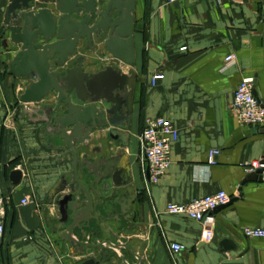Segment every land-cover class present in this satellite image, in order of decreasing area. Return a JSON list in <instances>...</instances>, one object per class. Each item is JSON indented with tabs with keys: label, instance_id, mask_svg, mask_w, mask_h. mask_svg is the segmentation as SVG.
<instances>
[{
	"label": "crops",
	"instance_id": "crops-1",
	"mask_svg": "<svg viewBox=\"0 0 264 264\" xmlns=\"http://www.w3.org/2000/svg\"><path fill=\"white\" fill-rule=\"evenodd\" d=\"M3 30L0 196L6 195L9 201L6 231L0 238V264H79L84 257L79 247L62 237L66 226L60 222L57 205L69 192L56 200L50 198L62 178L69 184L75 182L73 159L66 148L59 151L57 143L44 138L42 109L47 102L25 104L20 100L30 81L9 74L8 64L20 48L9 44L10 34ZM102 53L110 56L102 46L86 55L87 72L108 66L97 63ZM232 54L236 63L225 68V59ZM134 55L137 78L130 147L122 148L105 129L93 134L78 153L84 158L87 151L92 160L128 154L129 184L136 188L137 201L127 215L118 209L111 216L107 215L110 210L104 211L95 202L103 216L91 228L100 235L89 241L125 244L143 264H264V239L244 235L246 228L264 229V182L242 190L249 176L247 165L264 160V126L241 125L231 110L235 90L245 79L254 80L256 97L264 106V0H179L174 4L136 0ZM91 62L97 65L88 68ZM109 65L128 73L129 67L121 62ZM156 74H163L164 79L154 89L151 82ZM157 117L173 124L179 140L172 148L170 170L150 186L143 172L139 137L146 120ZM212 150L220 154L210 166ZM14 170L23 172L18 187L10 182ZM80 178L89 188L93 178L83 169ZM98 191L106 205L116 189L108 180ZM220 191L236 201L215 214L212 243H205L202 224L165 211L169 204H187ZM74 197L80 209L84 193L79 191ZM225 241L233 242L236 249L224 251ZM173 243L184 245L186 251L174 254ZM104 249L110 258L125 256L129 264H137L127 250ZM114 264L122 263L115 260Z\"/></svg>",
	"mask_w": 264,
	"mask_h": 264
},
{
	"label": "water",
	"instance_id": "water-1",
	"mask_svg": "<svg viewBox=\"0 0 264 264\" xmlns=\"http://www.w3.org/2000/svg\"><path fill=\"white\" fill-rule=\"evenodd\" d=\"M135 12L136 0H10L4 15L3 27L10 34L9 44L20 48L8 64L9 74L30 81L20 100L25 104L47 102L42 109L46 125L44 138L57 143L59 151L66 148L73 159L75 182L69 184L62 178L50 198L56 200L69 192L57 200V205L60 222L66 226L62 237L79 247L84 257L79 264H114L115 260L129 264L125 256L110 258L104 249L107 246L115 252L127 250L137 264L144 261L125 244L89 241L91 236L100 235L91 228L103 216L101 211L97 212L95 202L104 211L110 210L107 215L111 216L115 212L114 205L127 215L137 201L136 188L129 184L132 179L130 156L122 152L92 160L87 151L84 158L78 153V148L86 147L93 134L105 129H109V138L119 141L122 148L131 145L137 78L133 69ZM100 46L112 60L129 67L128 73L113 65L96 73L87 72L86 55ZM80 169L93 178L89 188L81 181ZM260 173L250 174L242 190L251 183L263 182ZM22 180L21 170L11 173L10 182L14 187ZM108 180L116 191L105 205L98 187ZM79 191L84 193L85 201L77 209L74 196ZM235 201L231 200L229 205ZM73 204L76 207L70 206ZM225 207L218 208L215 214ZM222 248L232 251L236 246L225 241Z\"/></svg>",
	"mask_w": 264,
	"mask_h": 264
},
{
	"label": "built area",
	"instance_id": "built-area-1",
	"mask_svg": "<svg viewBox=\"0 0 264 264\" xmlns=\"http://www.w3.org/2000/svg\"><path fill=\"white\" fill-rule=\"evenodd\" d=\"M170 4L179 0H168ZM186 50L183 48L182 51ZM236 56L230 55L225 59V68L236 63ZM224 68V69H225ZM164 79L163 74H156L151 82V88H157L158 83ZM233 114L241 125L264 126V106L255 95V83L253 79L243 80L234 93V101L231 107ZM179 140V131L171 122L163 117L147 119L145 127L139 137L143 172L148 185H156L168 173L172 165L171 155L173 145ZM220 154L218 150L209 152L208 163L210 166L216 164V157ZM247 172L260 173L264 182V160L251 162L247 165ZM149 176V180H147ZM232 197L225 191L193 200L187 204H169L166 213L171 216H183L202 224L205 228L206 244L212 243L215 237L216 217L218 208L228 206ZM9 198L0 196V238L6 231L7 205ZM27 204V200H23ZM244 235L248 238L264 239V229L246 228ZM170 249L174 254H182L186 247L182 244L173 243Z\"/></svg>",
	"mask_w": 264,
	"mask_h": 264
},
{
	"label": "rangeland",
	"instance_id": "rangeland-1",
	"mask_svg": "<svg viewBox=\"0 0 264 264\" xmlns=\"http://www.w3.org/2000/svg\"><path fill=\"white\" fill-rule=\"evenodd\" d=\"M8 4V0H0V38H3L4 37V28L3 27V20H4V15H5V11H6V8H7V5ZM100 48V47H99ZM97 63L99 62L100 64L103 63V66H106V65H109V64H113V63H116L114 60L111 59L110 56H108L107 54H101V56H99V59L97 58ZM113 62V63H112ZM97 63L95 62H91V64L89 65L88 68H91L93 66H96Z\"/></svg>",
	"mask_w": 264,
	"mask_h": 264
},
{
	"label": "flooded vegetation",
	"instance_id": "flooded-vegetation-1",
	"mask_svg": "<svg viewBox=\"0 0 264 264\" xmlns=\"http://www.w3.org/2000/svg\"><path fill=\"white\" fill-rule=\"evenodd\" d=\"M114 206H115V212H116V211L118 210V208L116 207V205H114ZM112 208H113V207H111V210H112Z\"/></svg>",
	"mask_w": 264,
	"mask_h": 264
}]
</instances>
